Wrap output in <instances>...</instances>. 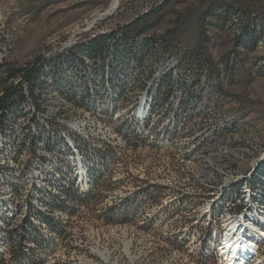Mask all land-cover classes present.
Returning a JSON list of instances; mask_svg holds the SVG:
<instances>
[{
  "label": "bare ground",
  "instance_id": "1",
  "mask_svg": "<svg viewBox=\"0 0 264 264\" xmlns=\"http://www.w3.org/2000/svg\"><path fill=\"white\" fill-rule=\"evenodd\" d=\"M120 1L113 0L111 11ZM151 37H139L138 44ZM82 42L41 56L55 61L60 74H49L51 90L14 80L23 85L24 114L0 133V264H58L68 236L61 228L101 191L103 169L123 166L126 148L184 149L189 161L212 155V148L245 131L239 113L220 112L223 97L207 76L185 66L182 47L159 53L156 47L125 67L113 50L105 64L86 55L60 62ZM253 150L246 169H226L225 176L188 187L183 178L163 196L144 197L199 208L206 221L198 243L214 261L197 264H264V149Z\"/></svg>",
  "mask_w": 264,
  "mask_h": 264
},
{
  "label": "rangeland",
  "instance_id": "2",
  "mask_svg": "<svg viewBox=\"0 0 264 264\" xmlns=\"http://www.w3.org/2000/svg\"><path fill=\"white\" fill-rule=\"evenodd\" d=\"M112 2L0 0V61L23 64L37 53L54 55L64 48L53 54L47 53V47L83 40L78 32H85L92 22L97 31L110 33L130 23L136 24L130 29L134 32L148 21L150 34L177 39V48L199 52L214 65L210 81L222 91L220 112L239 113L245 131L202 158L188 161L184 149H157L129 154L120 169H103V188L91 193L87 211L61 228L68 236L57 263L185 264V257L195 263L214 261L198 243L199 228L206 220L197 206L168 205L144 197L163 196L168 192L165 188L183 178L188 187L217 174L225 176L226 169H246L253 148L264 149V31L252 49L239 25L248 14H263L264 0H121L111 11ZM158 6L162 14L138 22ZM226 6L237 12L224 23L220 16ZM163 50L156 48V53ZM145 150L153 149L139 151Z\"/></svg>",
  "mask_w": 264,
  "mask_h": 264
},
{
  "label": "trees",
  "instance_id": "3",
  "mask_svg": "<svg viewBox=\"0 0 264 264\" xmlns=\"http://www.w3.org/2000/svg\"><path fill=\"white\" fill-rule=\"evenodd\" d=\"M160 10V6L156 7L153 10V13H148L145 17H143L144 19L142 18L138 22L144 23L152 15L162 14L158 13ZM221 12V21L225 23L229 20L233 13L237 12V10H232L231 7L226 6V8ZM207 18L208 17L206 16L204 19ZM146 23V26L139 27L138 30L134 32L130 31L133 25V23H130L129 25L124 26L120 29L111 31L110 33L108 32L97 35L95 38L90 39L91 41L87 40L70 49L65 55V57L60 60V62L64 63L68 60V58L74 59L77 55H79L80 57L82 55H86L89 56L91 59L99 57L103 58V63L105 64L104 58H106V56H108L113 50L116 59L115 62L119 63V66L121 64L122 67H125L127 64H129V60L130 63L132 60L137 61L136 63L139 64L148 55V53L152 52V50H154L156 47H161L165 50L171 51L174 50L180 44L177 39H171L168 37L160 36L158 37L156 35H153L151 38L146 39L143 44H138L139 42L137 41V39L139 37L145 36L146 34H150L151 32L148 26L150 22L147 21ZM204 23L206 27V22ZM239 25L243 31V39L247 38L249 40V45L253 49L258 44V40L260 38L259 35L264 31V13L258 15L248 14L246 17H244V19L240 21ZM238 39L242 40V37H238ZM115 48H117V50ZM49 62H47L43 57L39 56V54L37 53V56L34 58V60L28 61L27 63L16 64L12 62H5L2 66H0V133H3L17 117L22 116L24 114L22 105L25 99H23L24 95L22 87L21 84H15L14 80L17 78H22L29 84L32 90L36 88V86V89H39L41 92L42 90L44 92L51 90L52 86L49 85L48 81L49 74H52L54 76L56 74L55 78H57V76L59 78L60 74L58 73V69L56 68V62ZM185 62V66L189 70H195L200 76L206 75L208 80L212 81L211 70L215 71L216 68L214 67V65H211V62L208 64L203 55H201L199 52L188 51L185 55ZM58 85L64 86V84H62L61 82ZM214 86L213 87L218 92H222L219 87H217L216 85ZM261 188H263L261 190H264V187L261 186ZM53 228L56 229L57 226L54 225Z\"/></svg>",
  "mask_w": 264,
  "mask_h": 264
},
{
  "label": "built area",
  "instance_id": "4",
  "mask_svg": "<svg viewBox=\"0 0 264 264\" xmlns=\"http://www.w3.org/2000/svg\"><path fill=\"white\" fill-rule=\"evenodd\" d=\"M99 32H102V31H97V28L95 27V22H92V25H90V27H88L85 30V32H78V39L86 40V38H88V36L96 35ZM145 36L149 37V36H153V35L152 34H146ZM72 41H76V40H72ZM68 45H70V44H63V42H62L59 45H56L53 47H47V53H53L54 54L57 49L68 48ZM180 54H182V52H179V55ZM25 83H27V82H25ZM21 87L23 88V85H21ZM24 93H26V91H24ZM151 151H155V150L130 151L128 148H126L125 152L120 153V159L128 160L127 157L129 154L136 155V152H144V154H145V153H149ZM32 152H33V149H32ZM83 211H87V202H85V204H84ZM218 232L223 233L221 227L218 228ZM185 261H187L188 264H197V263L192 262V259H190L189 257H185Z\"/></svg>",
  "mask_w": 264,
  "mask_h": 264
}]
</instances>
